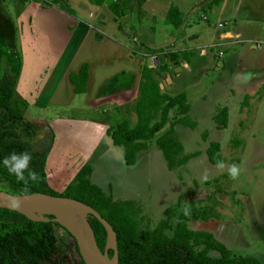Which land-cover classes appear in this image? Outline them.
I'll use <instances>...</instances> for the list:
<instances>
[{
	"label": "rangeland",
	"instance_id": "374dc122",
	"mask_svg": "<svg viewBox=\"0 0 264 264\" xmlns=\"http://www.w3.org/2000/svg\"><path fill=\"white\" fill-rule=\"evenodd\" d=\"M84 1L69 0L73 3L71 5H74L81 19H89L88 29L81 22L70 26V22L67 24L65 19L55 13L41 15L36 12L33 14L29 7L25 13L27 9L23 7L24 2H27L28 5L30 3L34 5L35 2L43 5V0H25L24 2L1 0L3 8H0V15L5 13L13 23V45L17 56L12 57L6 51L5 43L1 39L6 34V29L1 22L0 73L3 71L16 72L15 97L26 101L25 115L37 119L39 124L48 123L53 115L54 117L85 118L95 121L105 119L107 124H113L121 114L115 110L112 102L99 99L101 93L97 91H101L100 81L103 75L108 74L113 78L120 72L124 60H122L119 39H122L121 42L128 48L131 46L133 49H130L139 53V69L148 64L147 68L154 74L159 72L156 69L157 64L161 63L163 59L167 61L171 58V49H174L173 53L176 50L180 51V54L185 57L190 53L208 54L216 60L222 50L217 47L215 38L206 37L204 41L196 36L203 31L202 27L211 26V23L217 25L220 20L225 21L223 25L226 22L229 23L228 19L222 20L224 9L242 3V0H220V6L216 9V3H213V0H175L174 2L184 8L178 37L175 38L182 42V49L179 46L175 48H171L170 45L166 46L168 40H161L158 47L153 43L154 39L160 40L165 36L164 34L163 36L155 34L154 37V32L161 26V18L164 16L165 9L173 0H133L131 10L116 19L113 18L112 12L107 7L108 3L113 0H104L100 6L95 8L96 12L90 13V15L87 14L89 10L84 13ZM27 15H30L31 22L27 21ZM253 15L255 20L264 19V0H258V8ZM76 16L78 17V15ZM91 34L96 38L100 36V40L103 36V39L97 41ZM169 36L171 37L170 33ZM114 38L118 40L115 41ZM190 40L197 41L191 50L187 49ZM204 48L207 52H200ZM81 61H86L89 64L87 96L76 95L69 98L67 82L63 83L60 79L64 75L65 68L74 70ZM15 62L18 65H15ZM207 64L206 57L198 59L196 70L191 71L185 77L186 79L180 80V86L185 88L187 98L192 101L197 98L199 92L210 86L211 76L208 73L204 74L203 70ZM59 76L61 77L59 78ZM128 79H130L129 72ZM169 81H165L162 88L172 91L173 89H166ZM260 94L254 96L249 105L246 104L248 106L243 113H241L243 110H238V103H233L235 107L232 105L230 107L229 122L226 128L220 130L214 128L212 119L208 116L209 112L213 110L214 104L209 94L207 104L201 106L197 113H194V127L188 128L184 126L185 123H178L176 127V136L182 144L183 152L199 150L200 153L176 166L173 171L171 170V173L168 172L164 175L161 171L164 170V167L153 156L150 159L145 157L138 159L133 174L141 180V186L147 183L148 188L143 190L148 191L147 198L144 197L145 199L141 201V204L143 201L146 203L140 212L142 214L141 227L152 228L161 217L163 207L173 203L178 192L184 194L183 202L188 199H201L205 202L206 195L218 186L221 188V191L215 194L218 198L216 206V210L219 212L218 218H213L210 221L190 220L188 226L192 229L209 228L208 230L234 254L253 252L251 254L258 258L261 256V251L263 254L264 89ZM137 100L135 99L133 104ZM70 102L72 105L68 104ZM171 113L169 112V115ZM203 131L207 132V138L204 140L201 138ZM73 137L75 138L74 135ZM54 138L56 143L67 138L65 140L67 145L69 148L73 147L69 145L71 144L69 140L73 139L72 136L54 135ZM208 140H215L219 143V152L224 157L225 168L223 170L218 169L216 164H211L206 159L204 148ZM233 141L241 143L233 144ZM153 149L158 153L160 161L163 163L159 149L156 146ZM92 154L91 158L93 159L96 157L94 155L96 151H93ZM59 159L60 152L57 147L55 161ZM97 159L100 162L102 160L99 151ZM88 160L91 161L90 158ZM151 160L156 161L154 169L149 168ZM52 161L54 162L50 156L49 163ZM66 162L71 161L67 160ZM233 163L241 169L240 175L235 180L231 179L227 173L228 166ZM69 167H71L70 163L61 173L57 171L58 169L48 166L47 180L52 189L59 190L69 180L73 171ZM52 169H55L56 172ZM116 175V173H106L105 177L111 180ZM205 176L207 178L215 176L216 180L208 185L204 184L202 181ZM145 181L146 183H144ZM48 214L53 215L44 212L41 217L45 218ZM70 235L61 228L56 229L61 264H75L77 258L72 235ZM216 253V251H209L210 255Z\"/></svg>",
	"mask_w": 264,
	"mask_h": 264
},
{
	"label": "trees",
	"instance_id": "16d2710c",
	"mask_svg": "<svg viewBox=\"0 0 264 264\" xmlns=\"http://www.w3.org/2000/svg\"><path fill=\"white\" fill-rule=\"evenodd\" d=\"M43 1L44 4L55 5L66 13H74L66 0ZM88 1L97 6L104 2ZM218 1L213 0V3ZM132 2L133 0H113L107 7L116 19L131 10ZM1 4L0 0L2 9ZM1 22L6 29V34L1 38L6 51L10 56L16 57L12 21L2 13ZM163 22L174 27L179 26L181 13L177 6L167 7ZM15 65H18L17 62ZM87 70L88 63L83 61L76 71L67 73L74 93L85 91ZM16 75V72L0 73V161L11 152L27 150L33 156L30 167L39 173L41 179L36 183L30 182L31 186L25 192L24 185L0 163V190L11 194L38 191L67 196L91 206L110 224L115 233L117 264H264V250L261 258L251 254H234L211 231L188 226L189 220L206 221L209 218H218V198L215 195L221 191L218 186L206 195L205 202L201 199H188L183 202L184 194L179 193L173 203L162 209L161 217L152 228L141 227V207L136 201L113 198L89 179L91 166L87 162L80 164L59 190L52 189L48 184L45 162L53 144V131L47 123L39 124L37 119L25 115L26 101L16 98L14 93ZM138 89L139 97L133 106L136 123L128 127L127 121L123 119L107 128L112 143L123 147L124 163L132 164L136 152L147 148L152 142L160 150L167 168H174L198 155L199 150L183 152L181 142L174 135V124L177 122L194 126L187 114L189 104L185 93L181 91L168 95L161 92L158 82L146 67L141 68ZM213 120L216 126H225L226 109L219 108L213 115ZM201 138H207L205 131L201 133ZM240 143L233 141V144ZM204 153L211 164L224 161L219 152V143L215 140L207 141ZM214 180L215 176L204 179L202 183L208 185ZM185 207L191 210L189 216L183 214ZM52 217L48 214L45 220L31 219L17 210L0 207V264H61L56 229L61 228L70 234ZM86 220L96 246L102 251L105 241L103 226L90 213L86 214ZM71 238L77 255L75 264H85L74 238ZM211 250L217 253L210 255ZM106 253L110 256L112 250L108 248Z\"/></svg>",
	"mask_w": 264,
	"mask_h": 264
},
{
	"label": "crops",
	"instance_id": "0c3cea01",
	"mask_svg": "<svg viewBox=\"0 0 264 264\" xmlns=\"http://www.w3.org/2000/svg\"><path fill=\"white\" fill-rule=\"evenodd\" d=\"M66 1L73 9V14L66 13L55 5H39L37 2H35L34 5H32L31 3L30 5H28L27 2H24L23 7L27 10L25 11L24 8H22V10L24 9L25 13H27L29 7L30 9H32L33 14L36 12H39L41 15L47 13H55L57 16L65 19L67 24L70 22V26L79 24V22H81L85 25L86 29H88V27L90 26V23L88 22L89 19H86L87 21L84 20L83 17V19H81V16L78 14V11L75 9L74 5H71L73 3L69 2V0ZM174 1L175 0H173L170 5L177 6L180 13L182 14V10H184L183 6L181 8V6H179V4ZM84 2V13L86 12V10H89L87 12V14L89 15L90 13L96 12L95 8L98 7L97 5L91 4L88 0H85ZM220 3V0L216 3V9L219 8ZM168 6L169 5H167V7ZM257 8L258 0H242V3H239L238 6L233 5L224 9V18L222 20L228 19V22L230 21L229 23L226 22V24L223 25L224 27H218L217 25H213V23H211V26H206L205 28L202 27L203 31L199 32V35L196 37L200 38V40L203 39L204 41L206 37L215 38L217 47L221 48L222 50V52L219 53L220 56L217 57L216 60L208 54L197 55L195 53H190L185 57L180 54V51L176 50L173 53L174 49H171V58L167 61L163 59L161 63L156 65L157 72L159 71L157 74H154L153 71L149 70L154 80L158 82V86L161 92H165L168 95H174L181 91L185 93V88L180 86V82L183 79H186L185 77L188 76L191 71L196 70V63L198 59L202 57L207 58L208 64L203 68V70L204 74L208 73L211 76L210 86L207 89L199 92L200 94L197 95V98H194L193 101L188 99L185 93L186 101L189 104L187 114L193 121L194 125V113H197L201 106H205L207 104L206 101L209 94L211 96V101H213L214 104L213 110L209 112L208 116L212 119V124L217 130L226 128V125L229 122L230 107L231 105L235 107L233 103H238V110H243L241 112L243 113L246 110V107L250 104V101L254 99V96L256 97L260 93L262 94V91L264 89V19L255 20V18L253 17V14L257 11ZM76 15H78V17ZM27 21H30V15L28 16ZM180 24L179 26L174 27L170 23H164L163 18H161V26H159V28L155 30L154 37L155 34H162V36L164 34L165 36L160 40L154 39L153 43L158 47L161 40H168L166 46L169 47L170 45L171 48L179 46V48L183 49L182 42L178 39L175 40V38L178 37ZM209 27L210 30H208ZM169 33L171 37L169 36ZM98 37L100 38V36ZM189 37L191 38V36ZM99 38L93 36V39L97 41H101L103 39V36L101 40ZM116 40L118 39H115V41ZM121 41L122 39H119V44L122 48V60H124V62L122 64L120 72H118L113 78H111L108 74L103 75L100 81L102 85L101 91L97 92L101 93L99 99L112 102V106L118 113L121 114L120 118L116 119L113 124L125 119L128 123V127H132L137 120L136 113L133 108L135 103L133 104V102L139 97L138 82L140 79V71L142 67L147 68L149 65L145 63L146 65L141 66L139 69V53L133 51V47L131 46L129 47L132 49L128 48L127 45L123 44V42ZM174 41L176 44L174 43ZM195 42L197 41L190 40V42H188L187 49L191 50L193 44L195 46ZM124 49L128 51H125ZM148 50L151 51V49ZM200 52H207V50L204 48ZM124 63L126 64L124 65ZM79 64L74 70L65 68L64 75L60 79L63 83L67 82L66 84L68 86H66L69 90V98H73L76 95L87 96V85H89L88 70L85 83V91L82 93H74L72 91V85L67 79V73L69 71H76ZM162 66H165V68H161ZM128 72L130 73V79H128ZM167 74L170 76V81L166 85V89H173L172 91L165 90L161 86V83L165 80V76ZM60 77L61 76H59V78ZM157 78L160 79L158 80ZM162 84L164 85V83ZM68 104L72 105L71 102ZM222 107L226 109V124L225 126L220 127L216 126V123L213 120V115L219 108ZM178 123L179 122L174 124L175 136ZM108 124L106 123L105 119L95 121L91 119L74 117L61 118L54 117L53 115L51 117V121L47 123V125L53 131V135H68V137L72 136L73 139L69 140L71 142V144L69 145L73 147L69 148L65 141L67 138L61 139V142L58 141V143H56L54 138L52 147L47 155L45 162V171L47 177L49 176L47 171L48 166H51V168H56V170L58 169V172L62 173L70 163L71 167H69V169L73 170L71 174L72 176L80 164L87 162L91 166L89 179L93 183L100 186L105 193L111 194L113 198L132 199L136 201L142 208L146 205V203L143 201V204H141V201L142 199L147 198L148 194L147 190L146 192L143 190L148 188L146 186V181L144 182L146 184L141 186V180L137 179L138 176H135L133 174V170L138 159L140 157L150 159L151 156L158 159L157 161L159 162V164H162V166L164 167V170H161L164 175L168 174V172L171 173V170L173 171L175 167L167 168L160 152V156L164 161L163 163H161L158 153H156V151H154L153 149V147L156 146L154 142L150 143L147 148L137 151L135 154V160L132 164H125L123 161V147L121 145L112 143L107 133V128L113 124ZM184 126L188 128L194 127H190L185 124ZM73 135L75 136V138L73 137ZM90 137H92V139H90ZM57 147L60 152V159L58 161H55V153ZM93 151H96V154H94L96 155V157L92 159L91 156L93 155ZM98 151L101 154V162L99 159H97ZM50 156L53 158L54 162L52 161L51 163H49ZM89 158L91 159V161L88 160ZM67 160H70L71 162H66ZM94 162L95 164H93ZM155 162V160L150 161V169H154ZM106 173H116L117 175L115 178H111V180H108V178L105 177ZM173 178L175 177L173 176ZM152 188H154V186H152ZM179 193L181 192H178L176 194V197ZM211 219L213 218H209L206 221H210ZM260 254V257H262V251L260 252Z\"/></svg>",
	"mask_w": 264,
	"mask_h": 264
},
{
	"label": "water",
	"instance_id": "95a60500",
	"mask_svg": "<svg viewBox=\"0 0 264 264\" xmlns=\"http://www.w3.org/2000/svg\"><path fill=\"white\" fill-rule=\"evenodd\" d=\"M169 80H170V76L167 74L165 76V80L162 81V83L165 84V81H169ZM162 83H161V86L163 85ZM12 200H18L20 202L19 206L12 205L10 203V201H12ZM54 206L68 207V208L72 209L74 212L80 214L82 216L84 223L86 224V226L88 227V229L91 233L92 243H93V246H94L95 250L97 251L98 255L103 257V258L107 257L104 264H117V249H116L115 233H114L113 229L111 228L110 224L91 206H89V205H87V204H85L79 200H76L74 198L67 197V196L52 195V194L38 192V191H33L30 193H26V194H11V193L6 192L4 190H0V207L17 210V211L23 213L24 215H26L27 217H29L31 219L45 220L47 218L46 217L42 218L41 216L39 218L30 217L23 211V209L36 210V209H44V208L54 207ZM88 213L92 214L101 223V225L104 228L105 241H104L102 251H100L98 249V247L96 246V244L94 242L91 229H90L88 222L86 220V214H88ZM52 216H53L52 219L54 221H56L58 224H60L62 227H64L72 235V237L74 238V240L76 242L78 251H79L84 263L88 264L86 259L84 258L83 252L80 248V244L78 242L76 235L72 234L70 231L69 224L66 221L59 220L55 216V214H53ZM108 248H110L112 250V253L110 256H108L106 253Z\"/></svg>",
	"mask_w": 264,
	"mask_h": 264
},
{
	"label": "clouds",
	"instance_id": "9594fccd",
	"mask_svg": "<svg viewBox=\"0 0 264 264\" xmlns=\"http://www.w3.org/2000/svg\"><path fill=\"white\" fill-rule=\"evenodd\" d=\"M32 159L33 156L31 152L25 150L19 153L15 151L11 152L0 161L4 168L10 174L14 175L18 182L24 185L25 192L29 190L31 183H36L41 179L39 173L30 167ZM216 167L223 170L225 164L223 161H217ZM227 173L231 179L235 180L240 175L241 169L237 164L233 163L228 166ZM205 179H207V176H205ZM10 203L14 206H19L20 202L18 200H12ZM183 214L189 216L191 214L190 208L185 207L183 209Z\"/></svg>",
	"mask_w": 264,
	"mask_h": 264
},
{
	"label": "bare ground",
	"instance_id": "6f19581e",
	"mask_svg": "<svg viewBox=\"0 0 264 264\" xmlns=\"http://www.w3.org/2000/svg\"><path fill=\"white\" fill-rule=\"evenodd\" d=\"M23 211L30 217L39 218L43 212H50L61 220L66 221L70 226L72 234L76 235L80 248L83 252L84 258L88 264H104L107 257L103 258L98 255L92 243L91 233L84 223L82 216L72 209L63 206H54L44 209H23Z\"/></svg>",
	"mask_w": 264,
	"mask_h": 264
},
{
	"label": "built area",
	"instance_id": "2783aa9c",
	"mask_svg": "<svg viewBox=\"0 0 264 264\" xmlns=\"http://www.w3.org/2000/svg\"><path fill=\"white\" fill-rule=\"evenodd\" d=\"M225 23V21H219L218 23H217V26L218 27H221V26H223V24ZM220 53V52H219Z\"/></svg>",
	"mask_w": 264,
	"mask_h": 264
}]
</instances>
